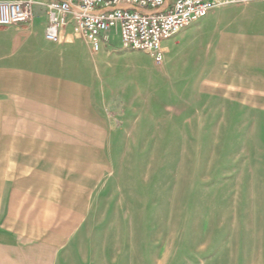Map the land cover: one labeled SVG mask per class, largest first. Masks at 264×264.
Here are the masks:
<instances>
[{
  "label": "rangeland",
  "instance_id": "1",
  "mask_svg": "<svg viewBox=\"0 0 264 264\" xmlns=\"http://www.w3.org/2000/svg\"><path fill=\"white\" fill-rule=\"evenodd\" d=\"M46 26L40 5L0 28V94L83 113L51 134L100 163L83 166L93 194L60 264H264V1L215 8L160 63L117 36L54 45Z\"/></svg>",
  "mask_w": 264,
  "mask_h": 264
},
{
  "label": "crops",
  "instance_id": "2",
  "mask_svg": "<svg viewBox=\"0 0 264 264\" xmlns=\"http://www.w3.org/2000/svg\"><path fill=\"white\" fill-rule=\"evenodd\" d=\"M65 103L47 94H0V264H60L79 235V214L94 189L83 166L100 163L93 149L52 139L79 132L66 118L83 113Z\"/></svg>",
  "mask_w": 264,
  "mask_h": 264
},
{
  "label": "built area",
  "instance_id": "3",
  "mask_svg": "<svg viewBox=\"0 0 264 264\" xmlns=\"http://www.w3.org/2000/svg\"><path fill=\"white\" fill-rule=\"evenodd\" d=\"M264 0H0V28L27 24L42 6L47 19L45 39L54 45L83 40L90 49L123 48L163 60L164 45L205 19L215 8Z\"/></svg>",
  "mask_w": 264,
  "mask_h": 264
}]
</instances>
